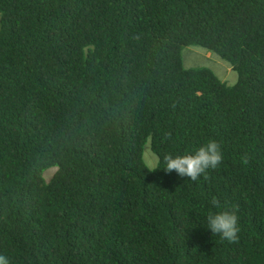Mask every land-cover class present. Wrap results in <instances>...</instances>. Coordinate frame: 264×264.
Masks as SVG:
<instances>
[{
    "label": "trees",
    "instance_id": "1",
    "mask_svg": "<svg viewBox=\"0 0 264 264\" xmlns=\"http://www.w3.org/2000/svg\"><path fill=\"white\" fill-rule=\"evenodd\" d=\"M187 47L236 83L184 68ZM210 139L224 160L207 178L162 169ZM225 208L237 243L205 227ZM0 254L264 264V0H0Z\"/></svg>",
    "mask_w": 264,
    "mask_h": 264
},
{
    "label": "clouds",
    "instance_id": "2",
    "mask_svg": "<svg viewBox=\"0 0 264 264\" xmlns=\"http://www.w3.org/2000/svg\"><path fill=\"white\" fill-rule=\"evenodd\" d=\"M224 160L222 146L214 139L201 144L192 152L185 155L166 154L162 158L164 169L167 173L175 172L180 177L190 178L197 181L204 176L207 178L209 170L219 168ZM157 169H161L159 163ZM211 204L215 208H220L218 199L213 198ZM206 229L212 236H219L228 243H237L240 238V220L234 209H222L213 211L206 216ZM0 264H10L7 256L0 254Z\"/></svg>",
    "mask_w": 264,
    "mask_h": 264
},
{
    "label": "rangeland",
    "instance_id": "3",
    "mask_svg": "<svg viewBox=\"0 0 264 264\" xmlns=\"http://www.w3.org/2000/svg\"><path fill=\"white\" fill-rule=\"evenodd\" d=\"M182 62L183 67L186 69L197 67L210 69L218 77V79H220V81L228 86L234 85L237 81V74L232 71L231 66L226 61L200 47L184 48L182 51ZM146 152L148 154H146ZM143 158L145 162L148 163L147 165L150 168H154L156 165L154 163L157 161V158L150 151L148 144L144 147ZM54 171V168L49 169L45 174V178L49 179L53 175Z\"/></svg>",
    "mask_w": 264,
    "mask_h": 264
}]
</instances>
